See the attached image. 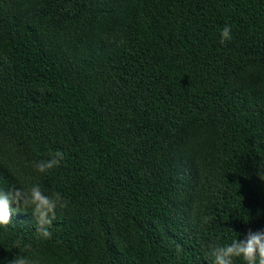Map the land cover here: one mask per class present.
Segmentation results:
<instances>
[{
	"label": "trees",
	"instance_id": "16d2710c",
	"mask_svg": "<svg viewBox=\"0 0 264 264\" xmlns=\"http://www.w3.org/2000/svg\"><path fill=\"white\" fill-rule=\"evenodd\" d=\"M0 153V190L67 201L0 264H213L264 229V0H0Z\"/></svg>",
	"mask_w": 264,
	"mask_h": 264
},
{
	"label": "clouds",
	"instance_id": "9594fccd",
	"mask_svg": "<svg viewBox=\"0 0 264 264\" xmlns=\"http://www.w3.org/2000/svg\"><path fill=\"white\" fill-rule=\"evenodd\" d=\"M231 26L225 25L220 32V43L232 39ZM65 154L59 150L50 153V158L45 161L35 162V170L45 173L58 167L64 160ZM12 205L16 207L13 208ZM66 207L61 193L47 194L39 183L32 184L26 190L14 188L9 191L0 190V225H8L10 215L21 208L31 211L36 222V232L43 239H51L50 227L55 220L57 207ZM207 222V221H205ZM18 246V244H17ZM179 250V249H178ZM210 255L214 258L213 264H233V258L240 257L245 264H264V229L247 233L245 239H233L230 245L216 246L211 249ZM10 264H38L27 256L17 255Z\"/></svg>",
	"mask_w": 264,
	"mask_h": 264
},
{
	"label": "rangeland",
	"instance_id": "374dc122",
	"mask_svg": "<svg viewBox=\"0 0 264 264\" xmlns=\"http://www.w3.org/2000/svg\"><path fill=\"white\" fill-rule=\"evenodd\" d=\"M0 158L2 159V160H4V161H9V165H10V168L11 169H13L15 166L13 165V157L12 158H9L8 156H5V155H2L1 153H0Z\"/></svg>",
	"mask_w": 264,
	"mask_h": 264
}]
</instances>
